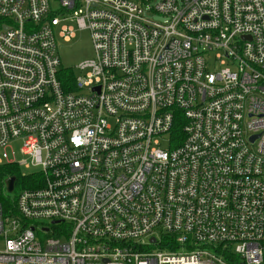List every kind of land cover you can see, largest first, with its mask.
Listing matches in <instances>:
<instances>
[{
    "label": "built area",
    "instance_id": "built-area-1",
    "mask_svg": "<svg viewBox=\"0 0 264 264\" xmlns=\"http://www.w3.org/2000/svg\"><path fill=\"white\" fill-rule=\"evenodd\" d=\"M0 184V264H264V0H0Z\"/></svg>",
    "mask_w": 264,
    "mask_h": 264
},
{
    "label": "rangeland",
    "instance_id": "rangeland-1",
    "mask_svg": "<svg viewBox=\"0 0 264 264\" xmlns=\"http://www.w3.org/2000/svg\"><path fill=\"white\" fill-rule=\"evenodd\" d=\"M152 19L160 23H162L165 20V18L160 15H154ZM68 26L73 27L74 37L70 39L69 41L57 39L56 41L57 51H58L57 54L59 57L60 66L66 69L70 68L76 78H81L83 75V72L75 69V67L92 59L93 51H92V46H91V41H90V34L88 31H79L75 29V26L72 23H69ZM161 147L162 149H167L168 148L167 143L162 142ZM18 148H19V143L13 144V150L17 154V158L20 160L22 157L18 155ZM17 171H18V178L17 177L16 178L18 180L19 188L26 189V188H31L34 186V181L30 178H33L37 170L25 169L24 167H19ZM6 175H7V172L3 173L2 176H6ZM22 177H26L27 179L26 180L24 178L22 179ZM24 180L26 181V183H24ZM3 191H4V188L0 184V196L2 195ZM17 192H18V188L15 187L14 192L11 193L10 196H14ZM3 200L6 201L5 206H8L9 203L7 202V199L3 198ZM65 226H66L65 224L55 225L54 227L50 229L49 233L42 234L39 237V240L44 241L48 237L52 236L51 230H55V229L62 230L63 228H65ZM35 234H36V238H38L37 231L35 232ZM60 240L64 241L65 238L61 237ZM0 250H3L2 241H0Z\"/></svg>",
    "mask_w": 264,
    "mask_h": 264
},
{
    "label": "trees",
    "instance_id": "trees-1",
    "mask_svg": "<svg viewBox=\"0 0 264 264\" xmlns=\"http://www.w3.org/2000/svg\"><path fill=\"white\" fill-rule=\"evenodd\" d=\"M74 74L72 72V70L69 68V69H66V68H62L60 69L59 71V76H58V79L61 83V86L63 88V90L65 91H71L73 90V87H74ZM181 125H175L172 133H171V136L174 138V137H177L178 139V144L179 142H181V140H183V134L181 132V127H179ZM177 144H173V147L176 146ZM7 174H9L10 176H14V177H17L18 178V171H17V168H12L10 169V171L7 172ZM35 177V176H33ZM38 177V176H37ZM3 201L4 204H6V201L3 200V199H0Z\"/></svg>",
    "mask_w": 264,
    "mask_h": 264
},
{
    "label": "water",
    "instance_id": "water-1",
    "mask_svg": "<svg viewBox=\"0 0 264 264\" xmlns=\"http://www.w3.org/2000/svg\"><path fill=\"white\" fill-rule=\"evenodd\" d=\"M254 140V138H251V141ZM15 182V177H10L8 180H7V190L8 192H12L13 190V184ZM46 230V229H45Z\"/></svg>",
    "mask_w": 264,
    "mask_h": 264
},
{
    "label": "crops",
    "instance_id": "crops-1",
    "mask_svg": "<svg viewBox=\"0 0 264 264\" xmlns=\"http://www.w3.org/2000/svg\"><path fill=\"white\" fill-rule=\"evenodd\" d=\"M63 24H66V23H63ZM92 57H93V53H92ZM63 68V67H62ZM75 77V76H74ZM76 78V77H75Z\"/></svg>",
    "mask_w": 264,
    "mask_h": 264
}]
</instances>
